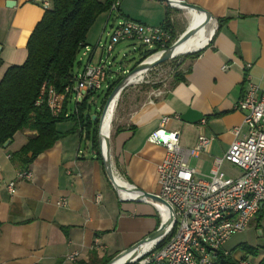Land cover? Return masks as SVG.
I'll return each instance as SVG.
<instances>
[{"label":"crops","instance_id":"obj_1","mask_svg":"<svg viewBox=\"0 0 264 264\" xmlns=\"http://www.w3.org/2000/svg\"><path fill=\"white\" fill-rule=\"evenodd\" d=\"M8 1L15 4L8 6ZM118 1L119 17L150 25L166 21L168 7L163 0ZM186 1L215 17L213 37L197 56L184 58L180 73L168 82L163 95L148 92L138 103L129 99L110 141L116 176L152 193L160 189L157 165L166 148L149 136L160 127L163 116L172 117L166 128L179 130L184 146L194 145L200 134L211 137L208 150L194 157L198 176L206 177L215 157L222 156L237 137L235 129L240 128L238 137L247 133L243 112L235 104L245 93L248 77L264 90V0ZM44 12L39 0H0V81L9 66L26 60L28 39ZM111 16V10L98 16L87 35L88 47L102 41ZM169 17L173 18L171 9ZM214 26L211 20L210 28ZM75 124L72 120L57 123L65 135L27 167L12 154L36 135L35 130L25 127L7 147L0 146V264H61L73 251L79 255L67 264H87L92 259L106 264L160 226L153 203L125 199L118 193L91 140ZM24 169H30L32 177L17 180L16 192L11 193L7 184ZM222 170L231 177L241 174L229 162L223 163ZM63 198H67L65 206L59 203ZM255 217L256 223L242 232L264 221V203ZM96 239L100 247H95ZM225 250L237 261H247L242 252Z\"/></svg>","mask_w":264,"mask_h":264},{"label":"built area","instance_id":"obj_2","mask_svg":"<svg viewBox=\"0 0 264 264\" xmlns=\"http://www.w3.org/2000/svg\"><path fill=\"white\" fill-rule=\"evenodd\" d=\"M163 1L170 9H180L176 0ZM39 2L45 10L52 5V0ZM118 6L119 1L115 0L111 12ZM169 21L172 22L173 18L169 17ZM107 34L108 40L100 41L94 48H82L78 58L81 63L87 57V62L64 91L59 92L52 85L43 86L36 104L46 101L52 113L59 115L64 110L67 97L78 105L88 93L108 87L112 72L109 56L123 40H135L141 46H148V50H154L147 59L160 53L173 40L172 28L166 21L150 25L121 17ZM95 54L99 55L96 61L93 59ZM167 84L152 89L151 95H163ZM235 107L243 112L247 133L238 137L240 128L235 129L237 137L222 156L215 157L206 177L198 176L190 160L208 150L211 137L200 134L194 145L184 146L179 130L166 128L172 117L165 115L161 118L160 127L151 132L149 140L166 148L165 157L157 165L160 187L157 194L172 206L175 220L161 236L140 245L120 264H221L220 252L227 253L224 243L233 234L249 227L264 203V90L252 82L250 76L245 93ZM201 122L206 123V118ZM224 162L238 167L241 174L237 177L226 175L222 170ZM31 177L30 169L18 171L16 179L7 184L8 190L15 193L17 180ZM100 197L98 195L97 199ZM59 203L65 206L67 198ZM156 207L162 223L169 214L168 210ZM100 246L99 239H96L95 247ZM78 255L77 251L67 254L61 264L75 261ZM246 263V260L240 261V264Z\"/></svg>","mask_w":264,"mask_h":264},{"label":"trees","instance_id":"obj_3","mask_svg":"<svg viewBox=\"0 0 264 264\" xmlns=\"http://www.w3.org/2000/svg\"><path fill=\"white\" fill-rule=\"evenodd\" d=\"M114 2L115 0H52L51 7L45 10L28 39L26 60L22 64L9 66L5 71L0 81V146H4L8 140L12 141L15 133L25 127L37 132L20 150L12 154L23 167H27L40 153L51 148L65 135L57 129V123L67 120L75 121L76 126L83 128L98 158L103 162L98 140L99 118L92 120L88 112V99L99 91L88 93L84 101L73 105L72 109L71 99L68 98L59 115L52 113L46 101L40 105L36 101L43 86L52 85L61 92L73 82V68L75 63H79L80 51L87 46L91 26L101 13L111 9ZM167 9L166 22L172 28L173 40L166 47L178 38L169 21L170 8ZM201 50L187 55L197 56ZM153 52L152 49L143 52L140 61ZM1 64L0 58V66ZM120 78L109 82L104 105ZM219 259L221 264H240L231 252L221 251ZM87 264H95V260L92 259ZM261 264H264V258Z\"/></svg>","mask_w":264,"mask_h":264},{"label":"rangeland","instance_id":"obj_4","mask_svg":"<svg viewBox=\"0 0 264 264\" xmlns=\"http://www.w3.org/2000/svg\"><path fill=\"white\" fill-rule=\"evenodd\" d=\"M171 11L173 14V22H174L173 25L175 27L174 32L176 36H179L183 31H185L187 28L192 27L196 23V21L190 17V13L188 12V10L171 9ZM120 19L121 17L118 16L117 10H113L111 19H109V26L102 35L103 36L101 39L102 42L108 40L109 36H107L108 35L107 33L112 31V25L114 23H117L118 20ZM148 49H149L148 46H141L140 43H138L135 40H123L119 42L115 46L111 55L109 56V60L112 62L111 65L112 72L110 75L109 82L111 83L115 81L117 78L123 77L128 71L133 69L140 61L141 54ZM98 53L100 55V52ZM106 54L107 53H105V55ZM99 55L97 54L96 57L98 58ZM80 56L81 55L79 54V57ZM187 56L188 55L186 53L178 55L174 58H171L163 62L162 64L153 67L152 69L147 70L146 73L143 75L141 81L137 83L129 84L123 90L119 98V101H117L118 103L115 108V112L113 114L111 137L114 133V130L116 129L117 123H119L121 119L122 114L125 113V109L127 106L126 104L129 101V99L132 98V103H138L152 89L162 87L164 83H168L169 81H171L173 76L177 72H180L181 69L180 67L182 66L184 58ZM86 59L87 57H84L81 63H80L81 59H79V64L78 62L75 63L73 71L76 73L81 72L82 66L85 64ZM106 90L107 87H104L99 92L92 94L88 99V105H89L88 112L89 114H91L92 120H95L93 116L96 115V117H98L100 121V117L104 108ZM73 105H75V102L74 100H71L70 101L71 109ZM84 143L85 142L83 141V144ZM195 164H196V158L192 157L190 160V165L193 167ZM223 168L226 169L227 166L224 165ZM255 219L256 217L254 218L253 221H251L250 225L256 223ZM259 225L260 226L254 227L249 231L233 234L224 243L223 247L227 250L234 249L235 252L236 251L242 252V254L247 258V264H261V261L264 258V228H263L264 221H260ZM260 230H262V233H259ZM114 257H112L111 259H113Z\"/></svg>","mask_w":264,"mask_h":264},{"label":"water","instance_id":"obj_5","mask_svg":"<svg viewBox=\"0 0 264 264\" xmlns=\"http://www.w3.org/2000/svg\"><path fill=\"white\" fill-rule=\"evenodd\" d=\"M177 2V8L180 9H185V10H195L197 12H201L205 14V20L206 22H209L212 19H215V17L206 9H204L203 7L190 3L186 0H176ZM15 4V1H8L7 5L8 6H12ZM216 20V19H215ZM197 31L196 27H190L187 28L185 31H183L178 38L168 47L164 48L159 55L153 59L151 62H147V58H145L144 60H141L138 62V64L131 69L130 71H128L123 77L120 78V80L116 83V85L114 86V88L112 89L111 93L109 94L106 103L104 105L101 117H100V121H99V144H100V149H101V154H102V158H103V164L105 167V171L107 173V176L111 182V184L114 186V188L118 191V193L121 194L122 191H130L132 193L135 194V197H130V198H125V199H129V200H136V201H147V202H151L153 203L155 206H160L161 208H166L168 210V216L166 218V220L164 222H162L160 224V226L153 232H151L149 235H147L145 238L141 239L140 241H138L137 243H135L134 245H131L130 247L126 248L125 250L121 251L119 254H117L113 259H111L108 263L106 264H112L113 262H115L116 260H119L120 258H122L123 256L128 255L129 253L133 252V250H135L136 248H138L140 245L154 240L156 238H158L159 236H161L165 229L175 220V212L172 208V206L162 197H160L157 193H152V192H147L144 190H141L140 188L129 184V186H124L119 184L116 181V173L114 171L113 168V164H112V158H111V154L109 151V141H107V150L108 153L105 154V152L103 151V142H102V136H101V132H100V127H101V122L103 120V117L105 115V112L108 109V106L110 105L111 101L113 100V98L117 95H119L120 93L122 94L123 90L128 86V79L130 76L134 75L136 72L146 68L147 70L152 69L153 67L162 64L163 62L174 58V49L175 46L177 44H181L182 42L186 41L187 39H189L195 32ZM211 40V39H210ZM210 40L202 47L190 51L189 53L192 52H196L201 50L202 48H204L209 42ZM93 118H96V115L93 116ZM11 140L6 141V143L4 144V147H7L10 144ZM259 233H262V231L260 230Z\"/></svg>","mask_w":264,"mask_h":264},{"label":"bare ground","instance_id":"obj_6","mask_svg":"<svg viewBox=\"0 0 264 264\" xmlns=\"http://www.w3.org/2000/svg\"><path fill=\"white\" fill-rule=\"evenodd\" d=\"M188 12L190 13V17L196 21V23L192 26V28L196 27L197 31L189 39L175 46V49H174L175 57L178 55L184 54V53L188 54L190 51L196 50L204 46L210 40V38L213 37L212 35H214L213 33L215 32L217 28V23L215 19H212V24L215 26L213 27V29H211L210 28L211 20L209 22H206L204 13L197 12L195 10H188ZM158 55L159 53L155 54L154 56L149 58L147 62H151ZM146 71L147 69L144 68L136 72L134 75L130 76L127 81L128 85L141 81ZM120 96H121V93L113 98L101 122L100 132H101L102 142H103V151L105 152V154L108 153L107 141H109V146H110L113 114L115 112V108L118 103L117 101H119ZM109 151H110V147H109ZM110 154H111V151H110ZM116 181L121 185H124L127 187L129 186L128 183L120 180L117 176H116ZM121 193L124 198L135 197V194L130 191H122ZM126 257L127 256H123L122 258H120L119 260H116L112 264H120Z\"/></svg>","mask_w":264,"mask_h":264}]
</instances>
